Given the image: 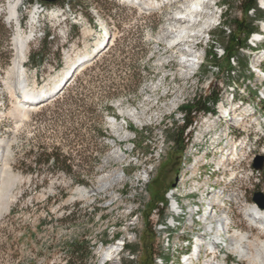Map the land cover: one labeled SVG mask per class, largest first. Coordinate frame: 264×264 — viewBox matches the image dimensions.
<instances>
[{"label":"rangeland","instance_id":"rangeland-1","mask_svg":"<svg viewBox=\"0 0 264 264\" xmlns=\"http://www.w3.org/2000/svg\"><path fill=\"white\" fill-rule=\"evenodd\" d=\"M221 1L217 10H209L216 13L212 32L209 40L207 34L201 39L202 62L190 78L163 34L177 7L171 0H62L44 3V9L35 0H22L15 21L0 13V168L7 167L15 177L9 205L0 209V264H66L75 240L87 243L89 253L81 264H103L105 248L120 241L118 256L104 264H156L159 255L173 264L171 251L159 244L152 214L166 203L183 169L188 138L195 133L216 137L217 144L230 132L235 145H227L226 163L242 172L238 184L247 201L255 203L254 193H264V160L263 170L251 176L254 159L264 157V73L253 69L264 62V42L251 45L254 32L264 33V0L252 6L245 0ZM18 31L31 34L24 67L34 89L52 86L68 68L67 57L86 53L101 39L108 45L115 41L113 51L94 47L104 61L85 77V92L94 96L83 104L95 102L105 116L99 120L104 136L89 129L96 118L88 114L54 123L51 112L41 115L39 107L18 102L21 91L13 68ZM32 52L39 55L37 63ZM108 90L113 96L103 98ZM213 96H218L216 102ZM108 104L117 116L108 114ZM204 104L208 110L198 111ZM222 105L230 110L227 120L218 117ZM64 108L82 107L71 103ZM187 118L192 122L185 126ZM77 127L79 137L72 130ZM56 147L70 159L75 174L54 172L52 163H35L40 153ZM31 164L36 172L23 170ZM91 168L95 171L85 177L87 183H77L75 177L83 178ZM115 170L122 171V180L100 188V176ZM234 226L249 233L255 246L248 249L254 253L264 233L243 212L235 213ZM230 259L239 262L236 255ZM239 264L249 262L243 258Z\"/></svg>","mask_w":264,"mask_h":264},{"label":"bare ground","instance_id":"bare-ground-1","mask_svg":"<svg viewBox=\"0 0 264 264\" xmlns=\"http://www.w3.org/2000/svg\"><path fill=\"white\" fill-rule=\"evenodd\" d=\"M220 1L171 0L170 2L177 7L172 12L170 25L165 27L166 30L163 31V34L168 40L170 51L179 53L180 66L185 69L187 78L192 77L190 74L195 73L198 63L201 62L202 55L199 53L198 47L203 35L211 34L210 27L216 17V13H210L201 10V8L213 9L214 6L221 4L222 1ZM21 2L22 0H5L4 4L0 5V13L7 12V17L15 21ZM35 6L44 9L43 3H37ZM260 35L263 36L260 37ZM30 37L31 34H23L20 31L14 37L13 68L18 72V86L21 91V94L18 95V102L21 103L24 100L22 104L25 106L32 105L38 97L44 96V94H49L48 98H50L58 93L68 80L56 91L57 86L67 77L72 68L83 58L90 59L94 47L105 41V39L99 40L91 50L77 55L75 58L67 57L68 68L52 86L45 90L43 87L29 88L27 83L24 60L27 57ZM251 39V45L263 43L264 33L254 32ZM114 44L115 41H112L110 46ZM256 51L260 52L261 50L257 49ZM84 67L82 66L77 73ZM253 69L263 74L264 62L259 61L253 66ZM221 111L222 114L218 117L226 115L227 109L224 105L221 106ZM127 114L133 116L134 111H128ZM224 119L227 120L225 117ZM206 129L208 131L209 126ZM229 133L222 136L217 144H215L216 137L207 139L205 134L195 133L192 135L188 160L186 155L179 178L167 193L164 209L165 224L157 227L155 232L161 248L171 251L173 264L177 262L180 264H239L243 258L248 260L249 264H264V240L256 242L258 246L254 247L255 251L252 253L249 251L248 245L254 244L253 246H255V242L249 238L248 232L235 228L236 224L234 226L235 213L243 212L244 218L252 222L260 230V233H264V208L248 202L244 190L237 188L243 174L240 171L232 170L233 168L226 163V155L231 151L226 147L233 143L229 138ZM223 141L226 142L222 147L220 143ZM209 142L211 144L208 145ZM233 145L235 144L233 143ZM234 147L231 152L232 158L237 154V148ZM216 149L221 153L217 154ZM116 155L122 158L120 152H117ZM122 178L121 170L101 175L100 188L113 185ZM14 180L15 177L7 167L0 168V209H7L9 205L11 198L9 188ZM76 190L85 195L89 192L84 188ZM122 244L124 242L120 241L105 248L106 257L103 264L104 261H111L118 256ZM231 255H236L239 262L230 259ZM166 262L165 258L159 255L156 264H166Z\"/></svg>","mask_w":264,"mask_h":264},{"label":"trees","instance_id":"trees-1","mask_svg":"<svg viewBox=\"0 0 264 264\" xmlns=\"http://www.w3.org/2000/svg\"><path fill=\"white\" fill-rule=\"evenodd\" d=\"M29 1L33 2L34 0H29ZM245 1L248 3H251V6L252 4L255 3V0H245ZM60 2H62V0H58L54 4L60 3ZM47 4L51 5V3H48V2ZM48 37L49 35L46 34L42 41L46 42ZM113 46H109L108 51L109 50L113 51L114 49ZM37 56L39 55L36 52H32L30 54V58L32 59L33 63L38 62ZM103 61H104V57H102V55H99L93 58L90 64L86 65L79 73H77L72 78L71 81L66 82V84L63 86L62 91L60 93L56 94L49 101L39 106L41 115L48 111L51 112L54 123H56L59 120L61 121V117H64V116H66L65 118H69V119L70 118L77 119L78 116L80 115L85 116L86 114H88L89 116L96 118L95 122L93 124H90L89 129L93 130L96 136H99V137L104 136L105 133L102 128V125H100L99 120L100 119L102 120V118H104L105 116L103 115V113L102 114L98 113V110L95 106V102L92 101V103L86 107L83 104L86 98L91 99L94 96V93L92 92L91 93L85 92V90L87 89L85 85V80H86L85 77L89 75L91 72L97 69H100L103 64ZM134 78L137 81L139 80L137 79L136 75L134 76ZM97 79H98V76L91 80L93 82V85H95ZM113 94H114L113 91L108 90L102 96L103 98L108 97L107 99H110V97H112ZM211 100H213V102H216L218 100V96L211 97ZM71 103H74L77 106H80L82 108L81 109L77 108V110H73V111L67 108H64V106L70 105ZM105 110H107L108 114H113L114 116H117L116 111L114 110L111 104L106 105ZM206 110H208V107L205 104L202 105L198 109V111H206ZM96 120L98 121L96 122ZM186 122L187 123L185 126H188L192 121L189 118H187ZM82 127H85V126L82 125ZM67 129H71V128H67ZM72 130L74 131L73 132L74 136L76 137L80 136L79 131H81V127L72 128ZM61 152H62V149L60 147H56L54 151H51V152L44 151L40 153V156L35 161V163L37 164L52 163L54 172H64L65 174H70V175L75 174L73 172L72 165L69 163L70 159L66 155L62 154ZM23 170H25L26 172L33 173L37 171V168L33 167V164H31V165L26 166V169H23ZM94 171H95L94 168L88 169L85 171L84 173L85 175H82L79 172L81 176H84V177L83 178L79 176L75 177L76 182L77 183H87L85 177L89 174L92 175ZM86 244L87 243L85 240L72 241L69 245L70 256L68 257L69 259L67 260L66 264L68 263L69 264H81L82 261L84 260V257H86L87 254L89 253L88 247L86 246Z\"/></svg>","mask_w":264,"mask_h":264},{"label":"water","instance_id":"water-1","mask_svg":"<svg viewBox=\"0 0 264 264\" xmlns=\"http://www.w3.org/2000/svg\"><path fill=\"white\" fill-rule=\"evenodd\" d=\"M43 1H46V2H49V3H55V2H57L58 0H43ZM109 42V40H107V43ZM97 55H99V52L97 51H95L94 52V55H92V56H97ZM92 59H87L86 57L85 58H83V60H81L77 65H75L73 68H72V70L69 72V74H67V77L66 78H64L63 79V81H65V80H71L72 78H73V76H75V74L79 71V69L82 67V66H85L86 64H88L90 61H91ZM57 90H59L58 88H56V91ZM62 90V89H61ZM61 90L60 91H58V93L59 92H61ZM50 95L49 94H46V95H44V96H40V97H38V99H37V103H36V106H38L39 104H42V103H44L45 101H47L49 98ZM46 98H48V99H46ZM263 160H264V157L263 156H261V155H258L255 159H254V164H253V166H254V168H256V169H260V168H262V166H263ZM253 201L256 203V204H258L261 208H264V193H262L261 191H256L255 193H254V196H253Z\"/></svg>","mask_w":264,"mask_h":264},{"label":"built area","instance_id":"built-area-1","mask_svg":"<svg viewBox=\"0 0 264 264\" xmlns=\"http://www.w3.org/2000/svg\"><path fill=\"white\" fill-rule=\"evenodd\" d=\"M37 3H42V1L35 0V4H37ZM187 143L188 144L186 146L185 153L187 155V160H188L189 152L191 151V138H188V142ZM259 170H263V169L254 168V170H251V176L254 177V173H259ZM179 174H180V172L178 173L177 178H179ZM237 188L243 189L242 185H239V184H238ZM255 205H256V203H255ZM164 209H165V204L162 203L160 207H157L153 211V214H152L153 215V219H152V221H153V229H154V231L157 229V227H160L162 224H165ZM258 231L260 232L259 229H258ZM229 255H230V253H229ZM158 257L156 259V263H158Z\"/></svg>","mask_w":264,"mask_h":264}]
</instances>
